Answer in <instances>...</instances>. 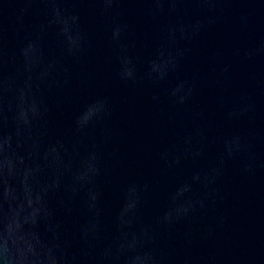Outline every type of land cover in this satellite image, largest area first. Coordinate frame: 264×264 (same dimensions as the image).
Segmentation results:
<instances>
[{"label":"water","instance_id":"obj_1","mask_svg":"<svg viewBox=\"0 0 264 264\" xmlns=\"http://www.w3.org/2000/svg\"><path fill=\"white\" fill-rule=\"evenodd\" d=\"M0 264H264V0H0Z\"/></svg>","mask_w":264,"mask_h":264}]
</instances>
